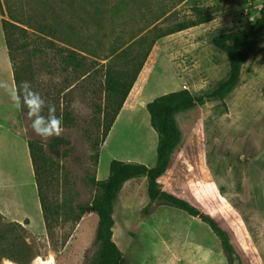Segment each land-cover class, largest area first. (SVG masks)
<instances>
[{
	"label": "rangeland",
	"instance_id": "rangeland-1",
	"mask_svg": "<svg viewBox=\"0 0 264 264\" xmlns=\"http://www.w3.org/2000/svg\"><path fill=\"white\" fill-rule=\"evenodd\" d=\"M263 2L0 0V83L9 85L0 88V264H96L98 218L87 208L98 191L90 180H104L113 159L154 166L157 133L146 103L180 89L211 92L229 69L228 56L211 38L244 30ZM195 7L212 19L156 38L196 20ZM2 20L9 22V41ZM140 64L115 114L120 99L104 89L105 71L128 82ZM13 65L20 83L29 82L55 105L62 137L38 136L27 108L14 106ZM172 117L180 144L157 188L224 230L234 248L232 264H264V46L253 50L223 101L205 99ZM29 143L42 166L46 220L30 183L36 185ZM112 216L113 240L128 264L180 261L182 230L185 262L228 264L201 217L149 203L144 177L123 183Z\"/></svg>",
	"mask_w": 264,
	"mask_h": 264
},
{
	"label": "trees",
	"instance_id": "trees-1",
	"mask_svg": "<svg viewBox=\"0 0 264 264\" xmlns=\"http://www.w3.org/2000/svg\"><path fill=\"white\" fill-rule=\"evenodd\" d=\"M196 20L181 22L166 32L159 34L160 38L172 33L185 30L197 24H202L212 19L209 12L197 7L194 8ZM9 22L2 20V28L5 31L6 40L9 41L7 26ZM10 44V43H9ZM7 43V45L9 46ZM211 44L224 52L228 56L227 76L218 82L216 87L205 95H195L188 89L171 91L153 98L146 103L145 108L149 115V122L152 129L157 133L156 161L153 167L135 161H122L113 159L109 164V173L104 180L92 178L90 181L97 188V195L90 205L91 211L98 218L95 232V242L99 244V252L96 264H128L123 257L118 246L112 239V228L114 226L113 205L118 191L123 183L129 179L144 177L146 179V193L149 203L155 201L163 202L169 206L180 209L190 216H198L199 210L192 206L188 201L180 198L167 190L157 188V181L163 177L169 167V158L174 155L180 144L181 135L177 129L173 114L181 110L198 107L203 104L205 99H216L223 101L239 84L242 66L246 63L253 50L258 46H264V2L252 22L240 32H226L213 36ZM7 46V47H8ZM11 62L13 57L9 54ZM141 64L138 66L130 78L124 81L120 76H112L109 71H105L103 82L104 89L119 97L115 114L118 113L123 101L127 97L132 84L134 83ZM13 79L15 87L20 84V78L13 65ZM110 128V127H109ZM106 132L103 138L106 137ZM29 155L32 163L34 179L37 187V195L42 208L43 217L46 220V207L43 200V184L41 180V168L38 163L36 152L32 144H28ZM85 207L80 206L79 212L83 214ZM145 208V212H146ZM201 220L206 223L213 233L218 237L221 248L225 254L228 264L233 263V246L229 241L228 235L222 230L214 220L202 215Z\"/></svg>",
	"mask_w": 264,
	"mask_h": 264
},
{
	"label": "clouds",
	"instance_id": "clouds-1",
	"mask_svg": "<svg viewBox=\"0 0 264 264\" xmlns=\"http://www.w3.org/2000/svg\"><path fill=\"white\" fill-rule=\"evenodd\" d=\"M0 88L8 91L9 85L0 83ZM10 98L17 109L27 108V117L31 119V127L38 136L44 139L62 137L63 121L55 115V105L32 90L29 82L22 81L15 90L10 91ZM45 108L47 115L43 114Z\"/></svg>",
	"mask_w": 264,
	"mask_h": 264
},
{
	"label": "crops",
	"instance_id": "crops-1",
	"mask_svg": "<svg viewBox=\"0 0 264 264\" xmlns=\"http://www.w3.org/2000/svg\"><path fill=\"white\" fill-rule=\"evenodd\" d=\"M123 109V108H122ZM122 111V110H121ZM121 111L119 112V114L121 113ZM2 119L0 120V130H4V125L2 124ZM130 180V179H129ZM26 183H28V182H26ZM31 183V185H32V187H33V190H35V192H36V194H37V191H36V189H37V187H36V185L34 184V182L32 181V182H30ZM37 209H39V200H38V202H37ZM39 211V210H38ZM39 213V212H38ZM39 215H41L40 213H39ZM185 231L184 230H182V232H180L179 234H178V252H177V258H179V257H181V259H180V261H175V260H173V261H170V263L169 264H188L187 262H185V260H184V257H182L183 255H182V253H183V249H181L182 248V246H181V244H182V242H181V239H182V236H184L185 237ZM112 239H113V235H112ZM114 241V240H113ZM168 254H167V258H168ZM183 258V259H182ZM189 264H198V262H196V263H189ZM199 264H200V262H199Z\"/></svg>",
	"mask_w": 264,
	"mask_h": 264
},
{
	"label": "water",
	"instance_id": "water-1",
	"mask_svg": "<svg viewBox=\"0 0 264 264\" xmlns=\"http://www.w3.org/2000/svg\"><path fill=\"white\" fill-rule=\"evenodd\" d=\"M87 210L91 211V207H88ZM198 216L201 217V214H199Z\"/></svg>",
	"mask_w": 264,
	"mask_h": 264
}]
</instances>
